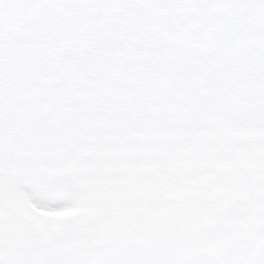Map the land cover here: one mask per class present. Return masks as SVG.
I'll return each instance as SVG.
<instances>
[{
	"label": "clouds",
	"instance_id": "obj_1",
	"mask_svg": "<svg viewBox=\"0 0 264 264\" xmlns=\"http://www.w3.org/2000/svg\"><path fill=\"white\" fill-rule=\"evenodd\" d=\"M229 29L264 43V0H0V75L23 81L40 64L34 84L113 135L93 204L123 235L96 233L91 251L127 239L136 264H264V209L239 223L264 83L223 57Z\"/></svg>",
	"mask_w": 264,
	"mask_h": 264
},
{
	"label": "rangeland",
	"instance_id": "obj_2",
	"mask_svg": "<svg viewBox=\"0 0 264 264\" xmlns=\"http://www.w3.org/2000/svg\"><path fill=\"white\" fill-rule=\"evenodd\" d=\"M169 22L183 28L184 14L176 12ZM37 55L42 62L43 54ZM222 55L239 59L254 88L264 83V43L246 44L229 29ZM34 71L24 73L23 81L18 75H0V264H76L85 259H92L91 264H136L124 254L131 243L127 239L115 252L98 241L99 250L90 249L88 238L100 233L106 220L107 209L93 204L92 189L96 168L102 176L111 156L108 125L95 117L96 122L86 124L66 111L33 83ZM256 131L262 140L259 147L252 145L257 156L245 153L254 171L248 175L251 195L239 223L264 209V199L253 200L264 191V183L256 182L257 172L264 181V127ZM145 196L152 194L146 191ZM58 210L66 212L57 216Z\"/></svg>",
	"mask_w": 264,
	"mask_h": 264
},
{
	"label": "bare ground",
	"instance_id": "obj_3",
	"mask_svg": "<svg viewBox=\"0 0 264 264\" xmlns=\"http://www.w3.org/2000/svg\"><path fill=\"white\" fill-rule=\"evenodd\" d=\"M92 194H93V196L95 198L94 191H92ZM148 199H151V196H148ZM72 200H74V199L72 197H70L69 201L71 202V205L74 206L76 204V202L75 201L72 202ZM103 206L107 209L105 211V218L107 220V223L108 222H111V223L107 224L106 220L104 219L103 220L104 223L101 222V224H100L99 232L103 233L105 236H107L109 234H116V235H121L122 236L123 233H122V230H121V222L118 219L117 215L116 214H114V215L110 214V212H112V211L109 209V206H108L107 203H104ZM96 207H98V206H96ZM98 242H101L99 244L100 247L104 245L102 241H98ZM40 256H41V254H40ZM91 263H92V259H89L88 261H87V259H85L83 261H79L76 264H91ZM7 264H10V263H7ZM49 264H54V263L52 261H49ZM123 264H127V263L123 262Z\"/></svg>",
	"mask_w": 264,
	"mask_h": 264
}]
</instances>
